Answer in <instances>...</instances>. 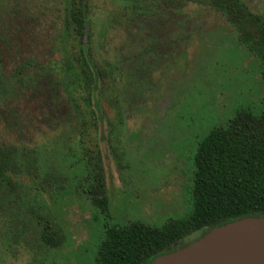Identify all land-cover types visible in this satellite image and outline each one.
Masks as SVG:
<instances>
[{"label": "rangeland", "instance_id": "rangeland-1", "mask_svg": "<svg viewBox=\"0 0 264 264\" xmlns=\"http://www.w3.org/2000/svg\"><path fill=\"white\" fill-rule=\"evenodd\" d=\"M244 1L254 23L232 25L215 10L189 5L186 21L161 23L153 39L140 40L117 21L125 12L118 0H88L92 26L85 40L106 72L105 118L95 121L83 151L91 161L103 152L110 206L102 213L77 196L69 201L62 209L66 241L47 252L46 264H92L106 227L134 220L159 226L188 211L200 141L237 110L259 112L262 106L264 0ZM14 3L13 16L7 10L0 14V80L25 57L60 60L80 46L82 34L74 38L65 32L57 42L64 0ZM129 49V72L121 67V75L113 73L108 60ZM5 83L0 81V139L20 146L27 113L34 116L37 136L40 130L52 136L50 125L57 120L51 110L58 104L50 105L46 97L56 84L45 78L37 89L7 94ZM9 221V214H0V264H28L30 253L13 237Z\"/></svg>", "mask_w": 264, "mask_h": 264}, {"label": "trees", "instance_id": "trees-1", "mask_svg": "<svg viewBox=\"0 0 264 264\" xmlns=\"http://www.w3.org/2000/svg\"><path fill=\"white\" fill-rule=\"evenodd\" d=\"M118 1L125 12L117 21L125 24L130 36L140 40L153 39L161 23L170 27L178 19L186 21L182 17L187 16L189 5L215 10L232 25L255 20L244 0ZM14 2L20 4V0H0V14L7 10L13 16L18 10ZM60 17L59 44L65 32L74 38L82 34L75 52L60 60L25 57L0 80L6 82L7 94L23 88L37 89L45 78L56 84L46 97L50 105L58 104L51 110L52 118L57 120L50 125L56 131L52 136L42 130L37 136L34 116L27 113L20 146L0 139V214L11 216L13 237L24 241L30 253L28 264H46L47 252L65 243L62 209L76 196L102 213H108L110 206L103 152L98 150L91 161L83 151L85 137L93 132L95 121L105 118L101 96L106 72L85 40L92 26L88 0H64ZM261 54L264 87V52ZM131 60L129 49L108 60V66L121 75V67L129 72ZM261 105L259 112L237 110L224 123L211 127L200 141L194 154L190 205L183 216L171 217L159 226L134 220L106 227L92 264H148L201 238L214 227L245 217H264V96Z\"/></svg>", "mask_w": 264, "mask_h": 264}, {"label": "water", "instance_id": "water-1", "mask_svg": "<svg viewBox=\"0 0 264 264\" xmlns=\"http://www.w3.org/2000/svg\"><path fill=\"white\" fill-rule=\"evenodd\" d=\"M148 264H264V217H245L214 227Z\"/></svg>", "mask_w": 264, "mask_h": 264}]
</instances>
